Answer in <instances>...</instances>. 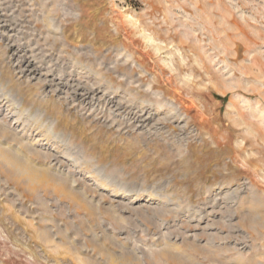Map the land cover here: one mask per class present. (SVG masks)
<instances>
[{"label":"rangeland","instance_id":"374dc122","mask_svg":"<svg viewBox=\"0 0 264 264\" xmlns=\"http://www.w3.org/2000/svg\"><path fill=\"white\" fill-rule=\"evenodd\" d=\"M0 150V264H264V0H0Z\"/></svg>","mask_w":264,"mask_h":264},{"label":"bare ground","instance_id":"6f19581e","mask_svg":"<svg viewBox=\"0 0 264 264\" xmlns=\"http://www.w3.org/2000/svg\"><path fill=\"white\" fill-rule=\"evenodd\" d=\"M17 103H19V102H17ZM1 151L2 150H0V157L5 162L10 164L12 167H15V170L25 172V174L28 177L37 176V170L36 169L29 166L27 163L25 165H22L15 156H12V155L8 156L3 151L2 152ZM25 167H26V169H28L32 173H30L26 169L24 170ZM42 175H43V173H42ZM158 255H159V257H162L165 260L164 264H193L192 261L188 257H185L183 254H180V253L177 254L176 252H173L169 249L160 251ZM122 261L123 262H121V264H142L136 257H133L131 255L128 256V258L126 260H122ZM110 264H118V263H115L112 260V262Z\"/></svg>","mask_w":264,"mask_h":264}]
</instances>
